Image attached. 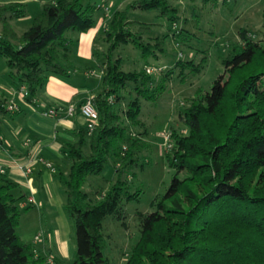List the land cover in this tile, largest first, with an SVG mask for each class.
Here are the masks:
<instances>
[{
  "label": "trees",
  "instance_id": "1",
  "mask_svg": "<svg viewBox=\"0 0 264 264\" xmlns=\"http://www.w3.org/2000/svg\"><path fill=\"white\" fill-rule=\"evenodd\" d=\"M87 1L52 0L18 37L8 21L22 18L24 5H0V56L11 70L13 87L25 89L26 102L34 103L48 77L69 76L74 43L66 35L86 33L94 26L93 13L105 7V0L98 7ZM128 10H157L172 26L177 21L167 0H131L108 21L99 67L103 88L92 98L97 124L89 135L81 128L77 140L66 145L70 164L59 174L64 209L74 223L72 264H109L103 255L102 221L117 213L122 197L129 201L139 196V191L129 193L126 177L145 144L142 134H129L120 114L137 126L140 100L155 102L176 69L180 75L185 70L198 73L201 66L179 60L156 81L144 69L123 72L121 60L113 57L120 45L136 47L146 59L165 52L167 37L144 43L150 26L129 21ZM262 16L264 20V12ZM171 33L182 37L181 31L168 29ZM259 42L241 29L222 63L224 74L179 113L185 134L171 130L165 152L174 175L164 195L151 203L154 211L141 217L139 239L124 264H264V49ZM128 85L133 98L120 112L121 92ZM109 162L114 182L92 199L81 190L86 178L98 175ZM17 188L0 175V264H43L44 257H35L32 246L16 233L20 214L30 208H19Z\"/></svg>",
  "mask_w": 264,
  "mask_h": 264
},
{
  "label": "rangeland",
  "instance_id": "2",
  "mask_svg": "<svg viewBox=\"0 0 264 264\" xmlns=\"http://www.w3.org/2000/svg\"><path fill=\"white\" fill-rule=\"evenodd\" d=\"M51 1L30 0L27 3H17L24 5V15L14 22L16 34L27 30L42 7ZM130 1L105 0V6L110 11L124 10ZM87 3L98 7L101 5V0H88ZM167 4L177 13L174 26L166 18L161 17L157 10L127 11L129 21L150 26L149 33L143 37L144 43L167 35L164 53L142 59L136 47L120 45L113 52V57L121 60L120 69L123 72H138L144 67H151L152 69L144 70L153 75L155 81L159 80L162 71L174 68L179 60L192 61L194 65L201 66L198 73L185 70L183 75H180V70L176 69L167 82L166 89L155 102L140 100L137 126H130L124 119L123 113L120 114L122 123L129 128V134H142L140 141L145 144V148L134 155V164L126 177L129 193L139 191V196L129 201L122 197L117 213L105 217L102 221L103 255L109 264L125 263L127 255L139 239L141 217L154 211V208L150 207L151 203L155 198L163 196L170 184L174 169L168 165L165 157L168 149L165 136L169 135L171 130L185 134L184 126L178 118L179 113L189 107L199 92L209 91L213 81L224 74L222 63L232 45L237 44L238 32L241 29L247 30L254 41H260L259 44L264 49L262 16L264 0H196L194 2L167 0ZM100 11L93 13L94 25L97 16L102 15ZM136 28L137 26H134L133 31ZM171 28L176 32L181 31L182 37L178 38L173 33L168 34V29ZM10 71L5 59L0 56V78L7 76ZM131 91L132 85H128L121 92L123 99L120 103V112L133 98ZM113 174L112 164L109 162V165L105 166L98 175L88 176L81 190L90 198L96 199L113 184L115 177ZM31 215L33 213L28 214L16 229L17 234L26 241L30 240L29 232L35 226V220L32 221ZM67 219L66 224L71 225L68 232L70 231L75 242L74 223L72 219ZM45 223L46 219H43V224ZM66 229L67 227H64V231ZM66 252L62 264H72L74 256L70 257L69 251Z\"/></svg>",
  "mask_w": 264,
  "mask_h": 264
},
{
  "label": "crops",
  "instance_id": "3",
  "mask_svg": "<svg viewBox=\"0 0 264 264\" xmlns=\"http://www.w3.org/2000/svg\"><path fill=\"white\" fill-rule=\"evenodd\" d=\"M29 1L0 0V5ZM114 11L105 6L100 11L102 15L97 16L96 24L86 33L66 35L74 43L69 53V76L64 79L48 77L34 103L30 104L20 96L8 75L3 74L0 78V102L6 107V112L0 113V168L5 178L18 186L14 196L21 198L19 208L30 207L20 214L17 227L30 213H33L32 221L35 220L29 241L17 235L23 243L32 246L37 257L52 256L58 264L63 263L67 250L70 257L75 254V242L68 232L71 225L66 224L69 217L64 209L65 192L59 174H65L70 164L65 154L66 145L77 140L78 131L85 125L79 107L102 91L99 67L107 47L103 33ZM15 21L17 19L8 22L14 34L20 36L23 32L16 34ZM8 106L18 110L9 112ZM70 107L73 108L72 115L67 112ZM50 110L55 111V115H46ZM33 160L31 173L25 174L22 168ZM39 160L49 164L53 171ZM43 219H46L45 224ZM64 227H67L65 231ZM39 233L40 240L34 244L33 239Z\"/></svg>",
  "mask_w": 264,
  "mask_h": 264
},
{
  "label": "built area",
  "instance_id": "4",
  "mask_svg": "<svg viewBox=\"0 0 264 264\" xmlns=\"http://www.w3.org/2000/svg\"><path fill=\"white\" fill-rule=\"evenodd\" d=\"M102 2H103V0H102ZM18 92H19L20 96L23 99H25V97L27 95L25 89L24 88H20V90ZM17 110L18 109L15 106H8V111L9 112H16ZM67 112H68V115H72L73 108L72 107L68 108ZM79 113L83 117V119L85 120L84 127L86 128L87 134L89 135L93 131L94 127L97 124V112H96V110H95V108L93 106V103H92L91 99H87L81 104V106L79 107ZM46 115H51V116L55 115V111H53V110L47 111ZM168 138H169L168 135H166L165 139H167V141H168ZM24 143H25V146H26L28 144V140L24 141ZM33 162H34V160L31 161L28 165H26L25 167L22 168L25 174H30L31 173V164H33ZM39 162L41 164H43L46 168H48L51 171H53L49 164H46V163H44L41 160H39ZM3 174H4V171L0 168V175H3ZM40 237H41L40 233L35 235V237L33 239V243L34 244L37 243L40 240ZM34 255L36 257V252H34ZM43 264H56V262H55L54 257L45 256Z\"/></svg>",
  "mask_w": 264,
  "mask_h": 264
}]
</instances>
